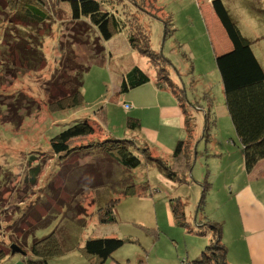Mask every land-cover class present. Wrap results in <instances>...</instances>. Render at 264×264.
Listing matches in <instances>:
<instances>
[{
  "label": "rangeland",
  "instance_id": "374dc122",
  "mask_svg": "<svg viewBox=\"0 0 264 264\" xmlns=\"http://www.w3.org/2000/svg\"><path fill=\"white\" fill-rule=\"evenodd\" d=\"M103 1L121 18L136 10L147 11L140 22L149 30L151 48L170 61L168 75L185 99L193 127L187 146V160L194 159L191 182H170L145 160L127 169L100 146L78 149L65 159L54 154L52 137L86 118L102 115L111 137L132 138L137 127L128 122L135 110L129 111L131 107L124 105L129 99L115 93L117 76L134 65L148 71L150 64L129 46L126 32L111 41L101 39L104 50L100 52L96 28L56 20L41 28H23L15 16L12 24L7 23L12 14L7 1L0 0V104L27 105L19 113L21 118L4 115L6 110L0 108V249L6 252L0 264H31L33 242L51 234L77 245L51 257L48 264H97L80 248L87 239L97 237L126 240L103 264H192L214 234L205 222L214 223L212 218L226 212V206L231 210L226 204L230 195L226 183L244 163V150L227 111L217 49L206 22L207 18L215 30L211 0ZM223 2L264 67V0ZM12 33L28 38L17 42ZM219 36L222 46L227 39L222 30ZM37 45L40 52L34 50ZM21 47L31 51L23 55ZM74 62L78 68L71 69ZM67 79L81 81L83 104L54 111L50 102L69 92ZM168 93L178 99L171 90ZM139 110L145 116L139 133L148 140L152 157L170 159L178 139H188V132L175 137L176 128L156 121L154 109ZM147 128L155 132L149 135ZM38 165L37 180L31 183V168ZM129 184L139 190L148 184L143 187L147 196H124ZM205 185L204 209L196 212ZM117 198V221L102 223L99 217ZM171 198L183 201L188 225L172 222ZM229 216L227 211L225 217ZM14 243L27 255H11Z\"/></svg>",
  "mask_w": 264,
  "mask_h": 264
},
{
  "label": "trees",
  "instance_id": "16d2710c",
  "mask_svg": "<svg viewBox=\"0 0 264 264\" xmlns=\"http://www.w3.org/2000/svg\"><path fill=\"white\" fill-rule=\"evenodd\" d=\"M8 3L11 16L8 17L7 23H13L11 17L19 19L20 27H43L44 23L50 20L59 22H75L79 25L96 28L99 36H96V43L100 46V52L104 50L99 41L101 39L109 41L120 33L126 32L127 39L131 47L141 55H145L150 68L155 74L156 84L160 89H168L174 92L186 115V129L188 139L180 138L171 155V159H161L152 157V150L148 146L138 145L132 138H114L109 134L102 124L103 116L100 118H86L74 122L72 125L64 128L58 134L52 137L50 148L59 158L65 159L75 153L78 149L100 146L104 151L114 159L118 164L127 169H134L141 165L145 160L149 164L155 165L164 178L170 182H191L190 171L192 169L193 157L187 160V146L193 127L190 125V116L183 96L178 94L176 84L168 75V64L170 61L162 53L156 52L151 48L149 30L142 24L144 10H136V13L129 14L121 18L114 9L107 8L103 0H5ZM214 11L219 17L225 28L229 39L233 44L230 51L216 56V66L220 73L225 94V104L238 138L244 150V164L247 171L252 170L256 164L264 159V67L257 58L250 41L241 33L238 25L234 22L231 14L223 0H212ZM3 10V9H2ZM141 13V14H140ZM142 16V17H141ZM151 16V15H150ZM153 17V16H151ZM156 18L162 19L160 16ZM16 26V25H15ZM168 28V27H167ZM87 29V28H86ZM83 30V29H80ZM85 30V29H84ZM168 30V29H166ZM20 28L18 32L21 34ZM82 33V32H81ZM19 33H12V38H18L16 41H25L21 39ZM79 38V36H77ZM11 38V37H10ZM21 39V40H20ZM10 40V39H9ZM20 40V41H19ZM30 41V40H29ZM26 42V41H25ZM24 42V44H25ZM32 41H30L31 43ZM41 42V41H40ZM42 44V43H41ZM40 44V45H41ZM24 46V45H23ZM22 46V47H23ZM21 49L23 50V48ZM62 49L64 46L61 44ZM28 49L24 47V51ZM40 50V46L34 49ZM31 50H28L30 52ZM37 53V52H35ZM43 54V52H41ZM40 56V55H39ZM70 59V56H68ZM69 65V64H68ZM71 69L78 68V63L74 62L69 65ZM82 68V67H81ZM80 71L82 72V69ZM163 73V76L161 75ZM164 73H167L164 74ZM81 75V74H80ZM66 79V77H64ZM72 80V79H70ZM67 79L69 88L68 93H63L59 98L50 102L54 111H66L74 109L83 104L82 91L80 90L81 81L76 79V84ZM119 83V94L125 95L131 89L146 84L151 80L150 73L138 65H134L125 72L117 76ZM117 93V94H118ZM211 99V95L208 96ZM21 102L11 101L0 104V108L6 110L4 115L13 114L21 118L19 114L24 112L25 107ZM129 126L134 128L140 127L139 119L131 117L128 122ZM95 138V139H93ZM89 139V140H88ZM80 142V143H78ZM141 152V153H140ZM144 155V159L141 155ZM33 176L30 178L31 183H35L40 166L31 168ZM146 187L148 186L145 185ZM139 190L135 184H129L123 195H140L147 196L143 189ZM197 206L196 212L204 209V193ZM145 193V194H144ZM117 200L106 207V211L99 219L102 223L117 221L115 209ZM171 212L174 220L179 224L188 225L185 222V209L183 201L170 199ZM209 228L214 231L210 242L202 254L194 259L192 264H229L226 258L227 247L221 241L222 225L216 222H205ZM126 242L125 239L118 237H97L89 238L80 248L83 252L96 259L97 264H103L113 253ZM77 244H66L65 241L54 234L46 236L33 242L31 250L33 258L29 261L31 264H48V260L53 257L71 250ZM218 249V251L216 250ZM211 250V253H209ZM6 252L0 249V261L4 259Z\"/></svg>",
  "mask_w": 264,
  "mask_h": 264
},
{
  "label": "crops",
  "instance_id": "0c3cea01",
  "mask_svg": "<svg viewBox=\"0 0 264 264\" xmlns=\"http://www.w3.org/2000/svg\"><path fill=\"white\" fill-rule=\"evenodd\" d=\"M211 10H213L212 16L216 27L215 30L207 18L206 22L213 44L217 49V54L220 55L232 50L233 44L228 35H226L227 32L214 11L212 0ZM221 30L224 32L227 39L226 43L222 46L219 44V39L221 38L219 33H221ZM114 38H116V36ZM127 43L129 44L128 39ZM129 46L131 47L130 44ZM148 66L150 67V65ZM147 72L150 73L151 80L137 88H141L144 85L147 87L144 89L134 88L135 91L131 89L124 95V98L129 99V101L126 99L124 101L130 105L129 108H131L129 111L135 110L133 117L140 121V127L137 128V130H133L135 133L132 134V139H134L138 145L150 147L147 142L148 140L139 133V131L143 129L142 125L145 117L139 108L154 109L156 112L154 114L156 121L160 123L170 122L173 124L177 130H175V137L184 135V132L187 134V129L186 116L178 99H175L173 94L167 95L170 94L168 93V89H160L158 87L155 82L156 79L154 78L155 74L151 68ZM115 91L117 94L119 85ZM146 131H149V135L155 132V130L151 128H147ZM171 147L169 146V149H171ZM238 167L239 172L234 174L228 183H226V188L230 190V195L229 198L226 199V204H229L228 207H231V210L229 211L226 206V212L221 213L217 218L215 217L216 219H212L214 222L222 224L221 241L227 247L226 258L229 264H264V159L259 161L250 171L246 170L243 162L241 165L239 164ZM169 210L173 222L174 217L171 212L170 203ZM227 211L230 213V218L225 217ZM207 221L211 223L210 220ZM204 226L206 225L204 224ZM206 227L209 226L207 225Z\"/></svg>",
  "mask_w": 264,
  "mask_h": 264
},
{
  "label": "water",
  "instance_id": "95a60500",
  "mask_svg": "<svg viewBox=\"0 0 264 264\" xmlns=\"http://www.w3.org/2000/svg\"><path fill=\"white\" fill-rule=\"evenodd\" d=\"M10 250H11V255H14L16 253H20L22 255H27V252L25 250H23L18 244H12L10 246Z\"/></svg>",
  "mask_w": 264,
  "mask_h": 264
},
{
  "label": "built area",
  "instance_id": "2783aa9c",
  "mask_svg": "<svg viewBox=\"0 0 264 264\" xmlns=\"http://www.w3.org/2000/svg\"><path fill=\"white\" fill-rule=\"evenodd\" d=\"M125 106L129 107L130 105L129 104H124Z\"/></svg>",
  "mask_w": 264,
  "mask_h": 264
}]
</instances>
